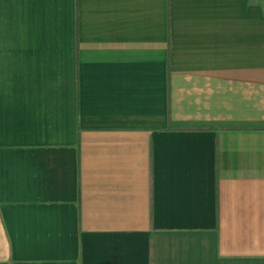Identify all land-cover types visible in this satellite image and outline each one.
I'll use <instances>...</instances> for the list:
<instances>
[{
    "label": "crops",
    "instance_id": "0c3cea01",
    "mask_svg": "<svg viewBox=\"0 0 264 264\" xmlns=\"http://www.w3.org/2000/svg\"><path fill=\"white\" fill-rule=\"evenodd\" d=\"M0 264H264V0H0Z\"/></svg>",
    "mask_w": 264,
    "mask_h": 264
}]
</instances>
